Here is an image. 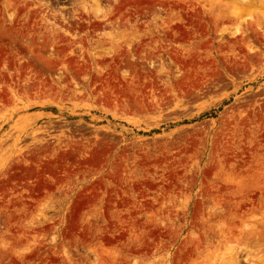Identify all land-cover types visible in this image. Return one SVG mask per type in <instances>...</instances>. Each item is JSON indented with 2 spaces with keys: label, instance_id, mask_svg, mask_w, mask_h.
Returning <instances> with one entry per match:
<instances>
[{
  "label": "rangeland",
  "instance_id": "obj_1",
  "mask_svg": "<svg viewBox=\"0 0 264 264\" xmlns=\"http://www.w3.org/2000/svg\"><path fill=\"white\" fill-rule=\"evenodd\" d=\"M0 264H264V0H0Z\"/></svg>",
  "mask_w": 264,
  "mask_h": 264
}]
</instances>
